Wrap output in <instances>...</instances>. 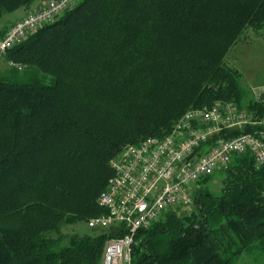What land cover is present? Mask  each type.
<instances>
[{"label":"trees","instance_id":"16d2710c","mask_svg":"<svg viewBox=\"0 0 264 264\" xmlns=\"http://www.w3.org/2000/svg\"><path fill=\"white\" fill-rule=\"evenodd\" d=\"M35 0H0L3 14ZM264 31V0H77L2 59L0 264H100L104 243L65 227L103 214L97 199L125 144L168 134L215 101L239 105L227 52ZM249 110L264 112L263 102ZM214 196L135 235L130 264L264 259V166L248 154L221 170ZM209 178V177H208ZM205 178V179H208Z\"/></svg>","mask_w":264,"mask_h":264},{"label":"built area","instance_id":"2783aa9c","mask_svg":"<svg viewBox=\"0 0 264 264\" xmlns=\"http://www.w3.org/2000/svg\"><path fill=\"white\" fill-rule=\"evenodd\" d=\"M74 0H48L0 36V59L27 35L48 24ZM264 103V85L254 90ZM248 154L264 166V112L215 101L185 112L165 136L125 146L112 160V175L97 199L103 214L87 221L111 230L100 264H130L135 235L163 214L193 204L192 187L236 156Z\"/></svg>","mask_w":264,"mask_h":264},{"label":"rangeland","instance_id":"374dc122","mask_svg":"<svg viewBox=\"0 0 264 264\" xmlns=\"http://www.w3.org/2000/svg\"><path fill=\"white\" fill-rule=\"evenodd\" d=\"M76 1L74 0L73 4ZM19 12H21V9L3 14L0 18V31L10 26L18 17ZM224 63L227 67L237 72V84L241 92L239 105L242 108H247L249 104L256 102L254 90L264 85V31L256 35L247 33L243 40L238 41L229 49ZM11 66V64L6 63L1 58L0 75H6L10 72ZM127 145L130 144H125L121 150ZM223 185V173L217 170L208 179L198 181L192 187V192L199 190L217 196L221 194ZM193 210L194 206L189 205L178 208L175 212L179 216H185ZM98 230V228L89 227L85 221H78L65 227L64 232L82 236L95 234ZM235 264H264V259L262 254L255 255L251 252H245L238 258Z\"/></svg>","mask_w":264,"mask_h":264},{"label":"crops","instance_id":"0c3cea01","mask_svg":"<svg viewBox=\"0 0 264 264\" xmlns=\"http://www.w3.org/2000/svg\"><path fill=\"white\" fill-rule=\"evenodd\" d=\"M48 0H35L28 9H21V12H19L18 17L16 18V20L8 27L4 28L3 30L0 31V36H2L5 31L11 27L14 23H16L17 21L23 19L24 17H26L28 14H31L35 11H37L38 9H40L41 7L45 6ZM10 64V63H9Z\"/></svg>","mask_w":264,"mask_h":264}]
</instances>
